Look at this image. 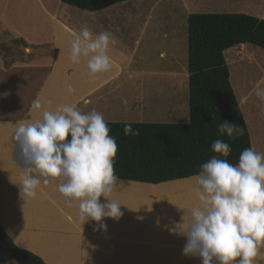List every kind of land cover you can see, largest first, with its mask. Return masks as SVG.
I'll use <instances>...</instances> for the list:
<instances>
[{"label": "crops", "instance_id": "crops-1", "mask_svg": "<svg viewBox=\"0 0 264 264\" xmlns=\"http://www.w3.org/2000/svg\"><path fill=\"white\" fill-rule=\"evenodd\" d=\"M45 13L51 21L52 42H25L37 48L45 45L52 50L56 48L55 59L51 50L26 61H13L8 68L0 56V225L19 248L36 254L46 264H202L198 256L182 255L185 236L169 232L182 223L183 209L198 203L192 191L195 175L160 183L118 178L111 198L123 204V215L119 220L104 218L106 231H94L96 221L80 224L76 204L66 203V198L58 192L57 181L41 183L34 198H22L16 183L25 162L19 158L13 134L18 122L40 117L42 110L31 108L34 99L40 98L44 109L75 103L80 111L87 113L96 109L106 121H111L120 110H133L136 102L141 107L157 93L156 85L139 87L133 82L142 72L133 67L140 40L135 43L117 40L108 50L113 71L100 74L93 81L87 75L86 58L76 65L68 60L71 32L87 26L95 34L112 24L91 22L72 26L57 19L55 13ZM144 29L145 25L137 33L138 37L145 34ZM240 46L246 47V44ZM158 56L164 57V50ZM247 56L252 62L250 52ZM148 74L155 77L166 71L152 70ZM263 80L264 73L256 85ZM67 84L73 86L74 93L67 92ZM249 96L248 91H243L236 101L249 135L252 136V122L258 139L264 136V111L261 110L264 102L254 101L253 112L250 109L245 113L243 107ZM251 147L256 149L252 142ZM100 202L107 201L101 196ZM0 264L18 263L0 252Z\"/></svg>", "mask_w": 264, "mask_h": 264}, {"label": "clouds", "instance_id": "clouds-1", "mask_svg": "<svg viewBox=\"0 0 264 264\" xmlns=\"http://www.w3.org/2000/svg\"><path fill=\"white\" fill-rule=\"evenodd\" d=\"M71 36V64L86 58L87 75L93 81L113 71L108 54L118 43L113 33L94 34L84 26ZM66 90L69 94L75 91L71 84ZM253 92L264 102V87L257 84ZM31 108L42 110L40 117L18 122L13 134L19 158L25 162L16 183L22 198H34L41 183L57 181L66 203L76 204L80 224L96 221L93 230L106 231L104 218L119 220L123 215V204L111 198L118 181L114 170L117 143L109 135L108 122L96 109L85 113L75 103L44 109L36 98ZM124 134L137 136L139 129L133 131L125 123ZM217 134L232 140L242 136L244 129L222 120ZM211 149L215 155L193 177L192 191L198 203L183 209L182 223L169 232L185 236L182 255L198 256L202 264H264V153L245 148L233 165L226 159L231 148L223 139L213 141ZM101 196L106 203L100 202Z\"/></svg>", "mask_w": 264, "mask_h": 264}, {"label": "rangeland", "instance_id": "rangeland-1", "mask_svg": "<svg viewBox=\"0 0 264 264\" xmlns=\"http://www.w3.org/2000/svg\"><path fill=\"white\" fill-rule=\"evenodd\" d=\"M45 11L55 13L57 19L72 26L111 23L102 31L113 33L121 42L141 41L133 67L142 72L133 82L139 87L156 85L157 93L141 107L136 102L135 109L120 110L111 121L187 123V16L190 13H245L264 18V0H125L93 12L61 0H0V56L3 60L26 61L38 54L50 53L51 47H24L12 40L21 37L32 44L52 42L51 21ZM143 25L145 34L138 37ZM160 50L165 52L162 58L158 56ZM237 51L239 56H236ZM248 52L253 56L252 62ZM224 56L236 98L248 91L250 96L243 109L245 113L250 109L253 112L254 101L261 102L253 89L264 73V49L247 43L246 47L238 45L227 49ZM152 70H165L166 74L153 77L148 74ZM259 84L264 87V80ZM250 127L252 145H256L257 152L264 153V136L256 139L252 122Z\"/></svg>", "mask_w": 264, "mask_h": 264}, {"label": "trees", "instance_id": "trees-1", "mask_svg": "<svg viewBox=\"0 0 264 264\" xmlns=\"http://www.w3.org/2000/svg\"><path fill=\"white\" fill-rule=\"evenodd\" d=\"M87 11H98L125 0H61ZM17 45L28 44L21 37ZM188 108L187 123L107 121L117 143L114 170L119 179L160 183L200 172L215 153L211 144L223 139L231 148L226 158L238 163L242 150L251 147L250 135L229 80L224 52L242 44L264 49V18L245 13H190L187 16ZM49 47V45H45ZM37 48L39 46H31ZM55 59L57 49L52 50ZM8 67L11 61L3 60ZM222 120L239 124L244 134L230 140L218 137ZM125 123L139 135L124 134ZM0 252L18 264H46L39 256L19 248L0 225Z\"/></svg>", "mask_w": 264, "mask_h": 264}]
</instances>
